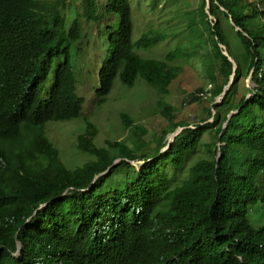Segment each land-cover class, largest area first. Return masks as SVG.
I'll return each mask as SVG.
<instances>
[{
  "label": "trees",
  "instance_id": "obj_1",
  "mask_svg": "<svg viewBox=\"0 0 264 264\" xmlns=\"http://www.w3.org/2000/svg\"><path fill=\"white\" fill-rule=\"evenodd\" d=\"M170 1L187 26L155 58L136 50L168 34L150 28L134 40L129 0H82L83 17L111 28L94 103L115 77L139 79L168 128L150 147L145 126L121 114L126 135L98 145L83 117L75 149L88 158L67 167L41 122L82 117L69 61L77 20L65 29L63 0H0V264H264V225L247 216L264 207V0ZM180 60L198 63L209 84L190 100L201 101L196 121L178 120L165 99Z\"/></svg>",
  "mask_w": 264,
  "mask_h": 264
},
{
  "label": "rangeland",
  "instance_id": "obj_2",
  "mask_svg": "<svg viewBox=\"0 0 264 264\" xmlns=\"http://www.w3.org/2000/svg\"><path fill=\"white\" fill-rule=\"evenodd\" d=\"M105 1L97 0L98 3ZM154 1L156 5L152 7L151 4ZM196 1L188 0L189 4L192 3V6L190 5L192 8L196 6ZM129 2L134 22V40L150 28L160 29L168 34L167 38L157 45L146 50L137 49L136 51L144 57L163 58L165 53L176 45L175 36H172L171 32L178 31L179 27H186L187 20L174 15V3L170 0H129ZM262 7H264V3ZM62 11L61 14L65 16V28H68L70 20L76 17L81 29L80 38L70 44L69 60L71 69L78 81V93L84 98V105L82 117L66 122H49L45 126L48 136L59 150L60 159L67 167H72L88 158L84 154H79L75 149V138L83 126V117H89L98 127L99 133L95 143L104 145L106 140H120L126 135V131L122 130L121 117V114L125 113L132 120L145 126L147 133L143 139L152 143L150 145L152 147L157 136L167 124L166 120L157 114L151 105L157 94L147 88L144 82L139 79L131 87H125L116 80L106 101L100 107H95L93 105V93L98 86V69L106 56L107 36L111 28L105 27L107 24L105 20L87 21L82 18V0H67ZM113 30H116L115 26H113ZM179 63L184 66V70L172 81L165 99L178 107V120L196 121L204 115L203 108L200 104L201 101L190 103V100L194 95L198 96L197 88L201 87L207 91L209 84L197 69L198 63L184 60H180ZM51 82L52 78L49 74L42 86L41 96H46ZM248 85V80L243 78L239 80L238 96L246 90ZM201 93H199L200 96ZM208 96V92H203L201 100H209ZM217 99L218 97L215 101ZM172 137L173 132H168L164 139L170 141ZM145 149L148 152L149 146L147 145ZM138 163L133 162V165ZM119 177L123 178V175H119ZM107 185L109 186L108 181ZM263 212L264 207L260 202L250 208L247 216L252 226L264 225Z\"/></svg>",
  "mask_w": 264,
  "mask_h": 264
},
{
  "label": "clouds",
  "instance_id": "obj_3",
  "mask_svg": "<svg viewBox=\"0 0 264 264\" xmlns=\"http://www.w3.org/2000/svg\"><path fill=\"white\" fill-rule=\"evenodd\" d=\"M67 2V0H63V3L61 4V6L59 7V11H60V15L62 16V18H63V20H64V18H65V16H63L62 14H61V12L63 13V11H62V9H63V7L65 6V3ZM82 11H83V4H82ZM82 11H81V16H82ZM82 18H84L85 20H87V21H93V20H91V19H87V18H85V17H83L82 16ZM74 19H76L77 20V18L75 17V18H72L71 20H70V25H71V21L72 20H74ZM65 22V21H64ZM77 24H78V26H79V23H78V20H77ZM70 25H69V27L68 28H65L66 30H68L69 28H70ZM110 32L111 31H109L108 32V36H107V38H108V47H109V35H110ZM73 36H75V37H77V39L76 40H78L79 38H80V36H81V29H80V26H79V31H77V30H73ZM76 40H74V41H76ZM73 41V42H74ZM72 43V42H71ZM70 43V44H71ZM70 47V46H69ZM108 47H107V49H106V56H105V58L107 57V54H108ZM104 58V59H105ZM104 59H103V61H104ZM70 61V60H69ZM103 61H102V63H103ZM102 63H101V65H100V67H99V69H98V73H99V70H100V68H101V66H102ZM73 71V70H72ZM73 76H74V80H73V84L75 85V91H76V94L80 97V98H82L83 100H84V98L78 93V88H77V83H78V81L76 80V77H75V74H74V72H73ZM99 76V75H98ZM118 81L121 85H123L121 82H120V80H119V78L118 77H115L114 79H113V82H112V86H111V89L109 90V92L107 93V95H106V97H105V101H106V99H107V97L109 96V93L111 92V90H112V88H113V86H114V83H115V81ZM123 86H125V85H123ZM99 87V89L101 88V85L99 86V81H98V86L94 89V93H93V105L95 106V107H100L102 104H100V105H97V103H94V94H95V91H96V89ZM125 87H127V86H125ZM50 89H51V87H49L48 88V91L46 92V96H41V93H42V87L41 88H39V99H41V100H46L49 96H50ZM98 93H99V91H98ZM83 105H84V103H83ZM83 109V108H82ZM122 114H125V113H122ZM81 115H82V112H81ZM127 115V114H126ZM60 118H46L45 120H43L41 123L43 124V131H44V135L46 136V138L47 139H49V140H51L50 139V137L48 136V134H47V131H46V124L47 123H49V122H66V121H64V120H59ZM74 119H76V118H74ZM71 120H73V119H71ZM68 121H70V120H68ZM52 141V140H51ZM171 141V140H170ZM52 143L54 144V142L52 141ZM55 145V144H54ZM56 146V145H55ZM57 147V146H56ZM58 155H59V150H58ZM72 167H74V166H72Z\"/></svg>",
  "mask_w": 264,
  "mask_h": 264
},
{
  "label": "water",
  "instance_id": "obj_4",
  "mask_svg": "<svg viewBox=\"0 0 264 264\" xmlns=\"http://www.w3.org/2000/svg\"><path fill=\"white\" fill-rule=\"evenodd\" d=\"M115 163V162H114Z\"/></svg>",
  "mask_w": 264,
  "mask_h": 264
}]
</instances>
